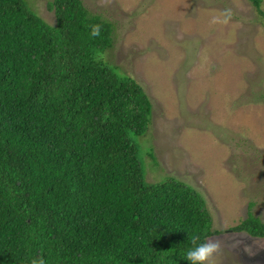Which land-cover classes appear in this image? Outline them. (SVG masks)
<instances>
[{
  "label": "trees",
  "instance_id": "obj_1",
  "mask_svg": "<svg viewBox=\"0 0 264 264\" xmlns=\"http://www.w3.org/2000/svg\"><path fill=\"white\" fill-rule=\"evenodd\" d=\"M248 2L264 19L262 0ZM47 6L53 25L27 0H0V264H187L193 236L221 231L190 185L146 181L150 100L98 57L114 23L82 0ZM231 229L264 239L250 210Z\"/></svg>",
  "mask_w": 264,
  "mask_h": 264
},
{
  "label": "rangeland",
  "instance_id": "obj_2",
  "mask_svg": "<svg viewBox=\"0 0 264 264\" xmlns=\"http://www.w3.org/2000/svg\"><path fill=\"white\" fill-rule=\"evenodd\" d=\"M47 1L27 0L53 25ZM82 1L115 25L99 59L150 100L137 139L146 181L176 178L203 196L221 231L217 264H264V239L231 229L248 210L264 223V19L248 0Z\"/></svg>",
  "mask_w": 264,
  "mask_h": 264
},
{
  "label": "clouds",
  "instance_id": "obj_3",
  "mask_svg": "<svg viewBox=\"0 0 264 264\" xmlns=\"http://www.w3.org/2000/svg\"><path fill=\"white\" fill-rule=\"evenodd\" d=\"M232 13L230 9H226L223 13V20L219 21L222 23H228L231 19ZM217 19L213 18L210 23H217ZM100 25L91 26L90 35L93 37H98L100 35ZM199 237L193 236L191 238V243L193 247L189 248L186 252L184 259L187 264H217L216 256L222 250L221 241L219 239H208L205 242H198ZM31 264H45L42 257L38 259H33Z\"/></svg>",
  "mask_w": 264,
  "mask_h": 264
}]
</instances>
